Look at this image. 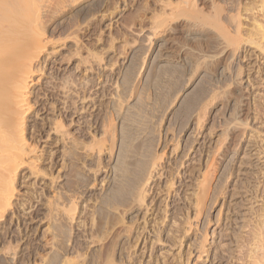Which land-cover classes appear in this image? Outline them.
<instances>
[{
  "label": "rangeland",
  "instance_id": "1",
  "mask_svg": "<svg viewBox=\"0 0 264 264\" xmlns=\"http://www.w3.org/2000/svg\"><path fill=\"white\" fill-rule=\"evenodd\" d=\"M253 1H43L52 40L30 94L32 165L18 170L0 217V264H264V51L249 42ZM83 82L84 118L65 116L54 131ZM69 198L71 214L59 207Z\"/></svg>",
  "mask_w": 264,
  "mask_h": 264
},
{
  "label": "bare ground",
  "instance_id": "2",
  "mask_svg": "<svg viewBox=\"0 0 264 264\" xmlns=\"http://www.w3.org/2000/svg\"><path fill=\"white\" fill-rule=\"evenodd\" d=\"M43 1L44 0H0V217L1 218L4 215V213L10 208V206L12 204V198L15 195V191H16L15 178H16V174H17L18 170L21 167H23L26 163H28V164L30 163V165H32V162L30 161L31 156H29V154H30V152L32 154V152L34 150L33 149L34 146H32V145L33 144L35 145V143L30 145L31 143L29 144L28 143L29 141L27 140L28 138H26L25 131H26V128H28L27 124H29V123H27L26 119H27V116L29 115V113L32 111L33 105H35L37 102L36 98H35L36 99L35 101H33V102L31 101L30 94H31V90H32L31 89L32 83L35 82L36 76H38L37 73L38 72L41 73V71L43 70L41 68L42 64H41V67H39L38 63H41L40 62V58L42 60L41 55L43 54V52L45 50H47L48 44L52 40V39L50 40L48 38L47 32L45 30L46 28L44 27V25H46L47 23L46 24L43 23V20H42V17L45 15V14L43 15V10H44V6H45V4H43ZM45 1H47V0H45ZM184 2H185V0H184ZM253 2L255 4L258 3V5L252 6V5H250L251 3L248 2V3H250L249 5L251 6V8H248V9H251V12H252L254 10L253 8H255V11L257 10V13L259 12L257 15L261 16V18H259L257 15H255L256 12H253V16L252 15L249 16V18H251V20H253L252 21L253 23L251 24L253 29L251 28V31L253 30L255 34H252V35H253V37L254 36H257V37L251 38L252 39L251 41L249 40L250 38L248 40L250 43L257 44L262 49V51H264V0H254ZM49 3H50V1H49ZM189 3H191V2H189ZM254 3H252V4H254ZM56 4H58V2ZM51 5L53 6V4H51ZM51 5H49V6H51ZM61 5H64V4H61ZM250 6H248V7H250ZM256 6H259L258 9L256 8ZM53 7H55V6H53ZM244 7H246V5ZM57 8H58V5H57ZM53 9H52V12H53ZM248 9L245 8V10H248ZM235 27H236L235 31L237 33H240V31H241L240 21H237V26H235ZM250 27L247 30H249ZM253 31H252V33H253ZM50 32H51V30H50ZM242 34H244V33H242ZM252 35H250V36H252ZM68 79H64L65 80V81H63L64 83L62 82L63 85L60 84L61 86H63L64 89H67L65 87L67 84L69 85V82H74V80H72L71 78L69 81H68ZM80 84H81V90L79 89L80 90L79 93L77 91V94H79L78 100L72 101V102L70 100L71 103H68L69 100L65 101L66 102V103L64 102V105L66 104L65 108L62 107L65 111L64 110H62V111L65 112L66 114H64L63 112H60V114L58 115V118H60L61 120L58 119V121H57V120L52 119V121L53 120L55 121V122L53 121L54 122V125H53L54 131H59L60 129H58V128H61V126H64V123L62 125V122L65 119V116L71 115L72 113H77V114L80 113L79 114L80 115L79 120L84 118L85 113L83 110L85 108V101H86V93H85L86 92L85 91L86 86H85L84 82L80 83ZM77 85H79V84H77ZM61 86H60V88H61ZM69 86H71V85H69ZM54 87H56V86H54ZM63 88H62V90H63ZM69 89H70V87H69ZM33 90H34V88H33ZM62 93H64V92H62ZM53 94L54 93L52 92V97H53ZM36 95H37V93H36ZM50 96H51V94H50ZM70 96H72V95H70ZM31 98H33V97H31ZM67 99H71V98H67ZM45 101H47V98ZM62 101H64V100H62ZM78 102L80 103V105L76 104ZM50 103L51 102L48 101V104H50ZM74 104H76V105H74ZM44 105H45V103L43 102V106ZM51 105L54 106L52 103H51ZM52 106H50L49 108H51ZM44 107H47V105H45ZM55 107H56V105H55ZM71 107H73L75 109L73 112L71 110H69ZM52 108H54V107H52ZM54 109H56V108H54ZM33 110H34V108H33ZM52 113H53V111H52ZM83 122L84 121H82V123ZM47 123H49V122H47ZM50 126H52V125H50ZM82 126H83V124H82ZM81 129H83V128L81 127ZM98 141H100V140L98 139ZM82 144H84V143L81 142V145ZM31 146H32V148H31ZM82 146L84 147V145H82ZM101 146H99V147H101ZM85 147H87V146H85ZM68 154H70V153H68ZM150 164H151V168H153V169L155 167H157L153 163H150ZM211 165H213L212 162L210 163V165H208V168ZM30 168H32V166ZM32 169H34V166ZM153 169H151V170L149 169V173L147 174L146 177L144 176L145 178H142V182L139 181V182H141L140 183L141 184L140 192H138L139 193L138 197L139 198L141 197L140 199H142V197L145 196L144 194L146 192V186L148 184V181L152 178ZM139 177H140V175H139ZM203 181H204V179H203ZM206 182L207 181L205 179V183ZM205 183H204L205 187L201 186V184H199L201 187H203L202 189H205L206 187L209 188V186H207V185H209V184H207L208 182L206 184ZM199 185H198V187L200 188ZM64 189H65V187H64ZM61 198H62V196L59 199H61ZM64 198H66L65 195H64ZM70 198L67 199V202L70 201V203L68 202L69 205L63 204V203H65L64 200L61 201L62 203L60 206L58 205L60 208L62 207V210L64 211V213L68 212V214H69V212H70V214H71L72 213L71 211H73L72 210L73 208L71 206H73L75 202L73 201V199L70 200ZM72 198H74V196ZM62 204H63V206H62ZM197 205H199V204L197 203ZM198 209L199 208L197 207L196 211ZM195 216H197L196 213H195ZM72 217L73 216L71 215L70 218H72ZM186 219H187V217H186ZM190 220H191V218H190ZM205 232H206V230H205ZM257 233H259V232L257 231ZM257 233H256V235H257ZM159 238H160V236H159ZM159 238H158V240H160ZM202 238H203V236H202ZM195 244H194L195 246H199V247L201 246V245H198L199 242H198V244L197 243H195ZM200 244H201V242H200ZM256 244H258V243H256ZM259 245H260V243H259ZM202 246H201V249H202ZM254 249H256V248H254ZM260 249H262V248H260ZM195 250H196V248H195ZM202 251L204 252V250H202ZM202 251H201V253H198V254H202L203 253ZM205 251H208V250H205ZM199 256H201V255H198L197 257H199ZM263 256H264V253H263ZM179 259H180V257H179ZM258 259H259V257H258ZM260 260H261V257H260L259 261Z\"/></svg>",
  "mask_w": 264,
  "mask_h": 264
}]
</instances>
